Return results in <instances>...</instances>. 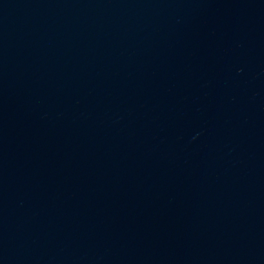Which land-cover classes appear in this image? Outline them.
I'll use <instances>...</instances> for the list:
<instances>
[{
  "label": "water",
  "instance_id": "water-1",
  "mask_svg": "<svg viewBox=\"0 0 264 264\" xmlns=\"http://www.w3.org/2000/svg\"><path fill=\"white\" fill-rule=\"evenodd\" d=\"M0 264H264V0H0Z\"/></svg>",
  "mask_w": 264,
  "mask_h": 264
}]
</instances>
